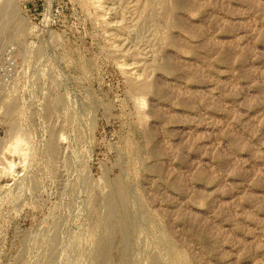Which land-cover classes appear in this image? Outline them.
<instances>
[{"label": "rangeland", "instance_id": "374dc122", "mask_svg": "<svg viewBox=\"0 0 264 264\" xmlns=\"http://www.w3.org/2000/svg\"><path fill=\"white\" fill-rule=\"evenodd\" d=\"M0 264H264V0H0Z\"/></svg>", "mask_w": 264, "mask_h": 264}]
</instances>
